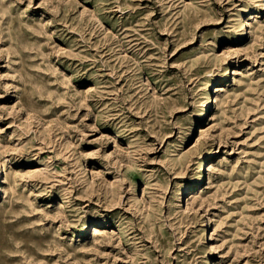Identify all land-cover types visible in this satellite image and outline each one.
Returning <instances> with one entry per match:
<instances>
[{
	"label": "rangeland",
	"instance_id": "rangeland-1",
	"mask_svg": "<svg viewBox=\"0 0 264 264\" xmlns=\"http://www.w3.org/2000/svg\"><path fill=\"white\" fill-rule=\"evenodd\" d=\"M0 176V264H264V0H0Z\"/></svg>",
	"mask_w": 264,
	"mask_h": 264
},
{
	"label": "bare ground",
	"instance_id": "bare-ground-1",
	"mask_svg": "<svg viewBox=\"0 0 264 264\" xmlns=\"http://www.w3.org/2000/svg\"><path fill=\"white\" fill-rule=\"evenodd\" d=\"M209 102L210 101H208V104H207V106L209 105ZM201 138V135H199V137H198V139H200ZM3 177V176H2ZM2 177L0 176V182H1V180H2ZM203 181V175H202V178H201V180H200V183ZM194 186H192L191 188H193ZM187 191H186V189H184L183 190V195L182 196H185V195H187V193H186Z\"/></svg>",
	"mask_w": 264,
	"mask_h": 264
}]
</instances>
